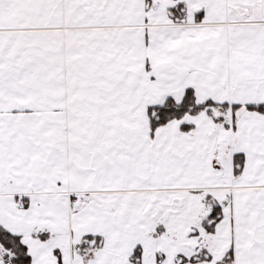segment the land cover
I'll use <instances>...</instances> for the list:
<instances>
[{
    "label": "snow or ice",
    "instance_id": "1",
    "mask_svg": "<svg viewBox=\"0 0 264 264\" xmlns=\"http://www.w3.org/2000/svg\"><path fill=\"white\" fill-rule=\"evenodd\" d=\"M0 264H264V0H0Z\"/></svg>",
    "mask_w": 264,
    "mask_h": 264
}]
</instances>
